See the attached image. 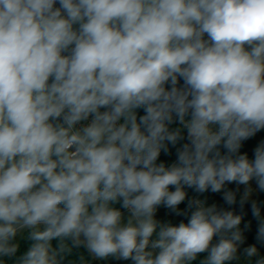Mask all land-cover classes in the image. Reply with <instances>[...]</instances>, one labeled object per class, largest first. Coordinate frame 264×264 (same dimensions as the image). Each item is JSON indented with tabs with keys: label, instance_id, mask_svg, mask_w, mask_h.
Wrapping results in <instances>:
<instances>
[{
	"label": "clouds",
	"instance_id": "obj_1",
	"mask_svg": "<svg viewBox=\"0 0 264 264\" xmlns=\"http://www.w3.org/2000/svg\"><path fill=\"white\" fill-rule=\"evenodd\" d=\"M261 130L264 0H0V264H264Z\"/></svg>",
	"mask_w": 264,
	"mask_h": 264
},
{
	"label": "trees",
	"instance_id": "obj_2",
	"mask_svg": "<svg viewBox=\"0 0 264 264\" xmlns=\"http://www.w3.org/2000/svg\"><path fill=\"white\" fill-rule=\"evenodd\" d=\"M139 114L143 115V110H139ZM261 141H264V130L259 131L258 133H256L255 136H253L252 138H250L249 140L245 141L243 144V147L241 149L242 153H247L250 159H254V149L260 144ZM176 159V152H175V148H170V154L165 155L163 152L161 153V156L159 157V161L158 162H164L166 163V165H170L172 162H174ZM229 189L235 190L236 186L234 184H230L228 185ZM187 193H188V198H193V197H198L203 199L204 197H207V201L209 204L211 203H217V202H223V198H222V193H212L211 191L204 193V194H198L196 193L194 190L192 189H186ZM239 197H240V192L237 195V203L239 202ZM257 202L261 208V217L264 218V192H261L258 190V198H257ZM187 205V200L182 203L179 208L180 209H184ZM119 205H117L118 207ZM227 206V205H226ZM170 221L173 224H177L176 222V216L174 214H172L169 210L168 213L165 215V222ZM243 226L245 224H249V228L244 230L243 228V234L245 236V243L247 246L252 245V244H257V247L259 248L260 254L262 256H264V245H259L255 239L256 234H257V230H258V226H259V222L258 220L252 215L251 210L245 214L243 216L242 222ZM24 250H26V244L25 243H21V252H23ZM83 251V250H81ZM207 255L206 253L201 254V258H203V256ZM85 256L87 257V254L85 253ZM78 258V254L74 253L73 256L69 257V259H77ZM90 259V257L88 258ZM92 264H104L103 261H93ZM109 264H120L117 261H111ZM195 264H198V261L195 262Z\"/></svg>",
	"mask_w": 264,
	"mask_h": 264
},
{
	"label": "rangeland",
	"instance_id": "obj_3",
	"mask_svg": "<svg viewBox=\"0 0 264 264\" xmlns=\"http://www.w3.org/2000/svg\"><path fill=\"white\" fill-rule=\"evenodd\" d=\"M233 184L237 187V185L235 183H233ZM239 187H240V194H242L243 193V190H244V186L241 185ZM252 187L254 189V192H253V194H252V196H251V198H250V200L248 202H251V200H256L257 201V198H258V189H257L256 184H255L254 181L252 182ZM166 210H167L166 208H164L163 206H161L158 209V212H157V219L165 222V213H166ZM240 227L243 230L244 226H243L242 223H241ZM243 247H247L246 243L241 246V249ZM110 262H111L110 259L108 261H103L104 264H109Z\"/></svg>",
	"mask_w": 264,
	"mask_h": 264
},
{
	"label": "water",
	"instance_id": "obj_4",
	"mask_svg": "<svg viewBox=\"0 0 264 264\" xmlns=\"http://www.w3.org/2000/svg\"><path fill=\"white\" fill-rule=\"evenodd\" d=\"M250 204H251V202H246L245 205H244L243 210L241 211V209L239 207V202L236 205L231 206L230 208H229V206H226L223 202H217V205L218 206H222V207H225V208H229V210H234L236 212V214H240L242 216H244L245 214H247L251 210ZM181 220H183L185 223H187V219H185L184 217H182V216L181 217H177L176 216V222H177V224Z\"/></svg>",
	"mask_w": 264,
	"mask_h": 264
},
{
	"label": "crops",
	"instance_id": "obj_5",
	"mask_svg": "<svg viewBox=\"0 0 264 264\" xmlns=\"http://www.w3.org/2000/svg\"><path fill=\"white\" fill-rule=\"evenodd\" d=\"M167 212H168V209L166 210V213H165V215L167 214ZM111 261H117V260H114V259H110ZM118 263H120V264H131V261H123V260H119V261H117Z\"/></svg>",
	"mask_w": 264,
	"mask_h": 264
},
{
	"label": "built area",
	"instance_id": "obj_6",
	"mask_svg": "<svg viewBox=\"0 0 264 264\" xmlns=\"http://www.w3.org/2000/svg\"><path fill=\"white\" fill-rule=\"evenodd\" d=\"M181 83H183V81H181ZM175 126H177V125L174 124L173 127H175Z\"/></svg>",
	"mask_w": 264,
	"mask_h": 264
}]
</instances>
